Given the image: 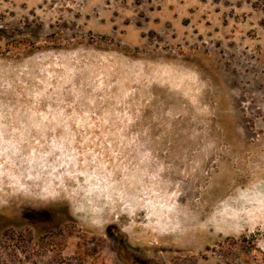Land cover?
Masks as SVG:
<instances>
[{
    "label": "rangeland",
    "instance_id": "1",
    "mask_svg": "<svg viewBox=\"0 0 264 264\" xmlns=\"http://www.w3.org/2000/svg\"><path fill=\"white\" fill-rule=\"evenodd\" d=\"M0 264H264V0H0Z\"/></svg>",
    "mask_w": 264,
    "mask_h": 264
}]
</instances>
